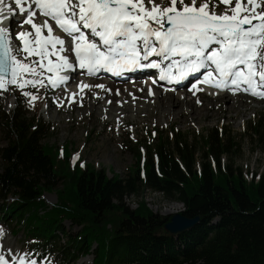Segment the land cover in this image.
I'll list each match as a JSON object with an SVG mask.
<instances>
[{"label": "trees", "instance_id": "1", "mask_svg": "<svg viewBox=\"0 0 264 264\" xmlns=\"http://www.w3.org/2000/svg\"><path fill=\"white\" fill-rule=\"evenodd\" d=\"M16 101L14 112L2 118L0 225L8 224L14 237L23 230V245L41 258L47 254L62 264L87 257L92 264H264V174L247 179L223 166L232 144L224 132L211 131L199 142L175 129L162 133L130 147L137 162L126 178L109 177L72 166L70 147L59 150L46 141L53 129L21 97ZM248 132L264 139L260 121ZM146 190L184 205L181 214L200 223L167 236L171 216L155 213L145 200L136 209L126 204ZM50 192L54 205L45 198ZM67 221L80 231L67 232Z\"/></svg>", "mask_w": 264, "mask_h": 264}, {"label": "snow or ice", "instance_id": "2", "mask_svg": "<svg viewBox=\"0 0 264 264\" xmlns=\"http://www.w3.org/2000/svg\"><path fill=\"white\" fill-rule=\"evenodd\" d=\"M37 13L46 19L37 23ZM16 16L31 31L14 32ZM152 57L169 63L161 68ZM144 68L161 69L159 80L170 83L203 70L201 84L264 100V0H0V94L15 87L34 106L41 97L25 89L63 91L72 79L65 73L120 76ZM77 87L73 103L85 89L112 91L83 81ZM192 89L203 91L196 83ZM6 231L0 225V242ZM6 251L0 264H38L31 253Z\"/></svg>", "mask_w": 264, "mask_h": 264}, {"label": "rangeland", "instance_id": "3", "mask_svg": "<svg viewBox=\"0 0 264 264\" xmlns=\"http://www.w3.org/2000/svg\"><path fill=\"white\" fill-rule=\"evenodd\" d=\"M222 7L224 8L225 6L220 5L218 9L222 10ZM17 18L20 19V16H17ZM82 73L83 72L79 75L81 76ZM98 79L101 80V77ZM113 83H115V85L122 84L121 82ZM110 89L115 88L111 87ZM201 89H203V91H196L194 94L195 99L199 100L200 103L198 104L196 101L194 106L190 104L189 109L186 107L184 108L182 117L186 121L185 122L182 118H174L173 116H167L165 117L167 119H162V117L158 116L156 113L159 110L158 102H156L154 106H151L154 101L149 102L143 99V96H141L143 98L140 97L138 99L133 97L132 100L124 98L123 102L115 101L112 104L108 102L111 100L106 96L107 98H103L105 101H103L102 104L96 105L95 103L97 102H95L94 99L88 101L87 96L83 95V98L86 99V105H89L87 103L91 102L95 107L93 109V114L85 113L81 116L80 110L82 108L79 104L76 103L77 106H74L73 103L70 102L69 106L66 105L67 94H60L50 87L47 89L40 88L38 91L37 89H25V91H32L41 97L35 101L34 106H32L28 103L27 98L21 94V91L13 87L11 91L0 94V147L6 145V134L3 132L2 118L14 112L17 107L16 97H21L27 110L30 111L31 114L38 115L43 122L53 129V135L46 138V141L51 142L59 150L63 149L66 145L70 147V163L72 166L74 165L73 163L80 164L90 169L104 170L109 177H113L114 174H117L122 178H126L137 162L136 155L131 149L132 147L138 146L139 148L140 145H145L146 142L157 138L162 133H172L173 129L181 131L183 135L191 139L196 138L198 142L199 139L205 137L209 132L218 130L220 133L224 132L226 137L232 142L230 148L231 152L221 159L223 166L229 167L232 173L241 174L242 177L247 179H251L252 177L258 178L260 175L264 174V139L257 140L248 132L253 129L257 121H260L264 134V100H259L257 98L251 99L250 95H244L246 98L250 96V99L244 108H240V111L238 110L241 115L237 116L235 112H227L231 103L220 102L222 96H219L217 100L212 102L214 109L208 111L210 113L209 116L212 118L206 119V117H204L205 114L201 112L200 120H202H198L197 122L195 118L191 117L193 111L197 109L196 107H201L205 104L209 99L208 96H212L215 92L204 87ZM187 90L192 92L193 89L190 90L189 88H185L179 90L181 94L183 93V100L186 97L184 92ZM57 97L60 98L62 106L61 103L57 102ZM105 103H107L105 110L108 109L109 112L108 110L103 111L104 106L102 105ZM82 105H84V102ZM59 107L61 108L59 109ZM145 107L147 109L146 113L144 112L141 114L139 109H145ZM148 108L153 111L151 112ZM127 109H132L133 113L126 114L125 111H127ZM175 110L177 111L179 108L175 107ZM190 110L193 111L191 112ZM187 114L190 117L186 116ZM212 114L214 117L211 116ZM50 116L51 119L53 118L52 121L49 120ZM200 156L201 154H199V157ZM199 165L200 163H198V167ZM45 198L49 205H54L57 202L55 193H47ZM142 200L148 202L150 208L155 213H159L165 217L181 213L185 209L184 205L166 200L162 198L160 194L154 193L151 190L141 191L140 195L126 199V204L131 209H136ZM3 227L7 231L5 239L0 242L4 246V249L0 250V255L5 256L7 253L6 249L11 248L18 255L31 253V258L36 259L38 264H62L60 258L54 260L47 254L41 258L40 254H37L30 246L23 245L22 239H24L25 236L23 230L19 233L18 237H14L11 233V227L8 224H3ZM65 229L71 234H76L80 231L78 226L72 225L69 221L65 223ZM8 256H6V258H9ZM92 262L93 257H87L77 262L70 261L69 264H92Z\"/></svg>", "mask_w": 264, "mask_h": 264}, {"label": "bare ground", "instance_id": "4", "mask_svg": "<svg viewBox=\"0 0 264 264\" xmlns=\"http://www.w3.org/2000/svg\"><path fill=\"white\" fill-rule=\"evenodd\" d=\"M6 3H13V0H6ZM223 8V7H222ZM217 11H221L220 9H217ZM11 15V14H9ZM23 17H20V19L16 17H14L13 19V24H12V28L14 30V32H20V31H24V30H28V31H31V28L29 25L27 24H24L23 27L20 29L19 27V21L22 20ZM37 22V21H36ZM5 23H8L7 21H5ZM37 23H41V22H37ZM57 32H59V30H57ZM46 34V33H45ZM59 34L61 36H63L64 34L62 32H59ZM17 44H19L20 42L19 41H16ZM54 59V58H53ZM72 59V58H71ZM161 61H159L160 63ZM163 65V64H162ZM164 67V65H163ZM82 71H76V72H72V79H70L69 83L67 86H61L64 90L62 91L61 88H57L55 89L56 91H58L60 94H67V102H66V105L69 106L70 102H71V94L73 92H79V89L77 87V84L81 81L85 82V83H89V84H95V83H98V84H103L105 85V88L106 89H110L111 87L115 88V89H111L112 91L111 92H108L106 90H103V89H95L93 88L91 91L92 92H89L87 89H85L84 93H82V95H86L87 98H88V101H91L92 99H94L96 105H99V104H102L103 101H105L103 98H105L106 96L109 98V100H111V103H114L115 101L119 102V101H124V98H129V99H133V97L135 99H138L140 98H143V99H146L148 100L149 102L151 101H154L153 105L151 106H154L156 104V102H158V112L157 115L162 117V119H167L165 117H174V118H177V117H180L184 120V118L182 117L183 114H184V108H190V104L192 106H194L196 104V99L194 97V92L195 89L192 90V92L190 91H186L184 92L186 94V97L185 99L183 100L182 98V94L179 90H175L174 92H169L168 89L170 86H166L164 83H162L160 80H157L156 77H155V74L154 72H152L151 74H142L141 72H138L135 74L134 76V81L133 82H129V83H122L120 85H115V83H112V81L114 80H110V79H101L99 80L98 78H95L94 76L93 77H90V76H87L86 74L82 73L81 76L79 75ZM153 80H155L156 82L153 83ZM96 81V82H94ZM109 81V82H108ZM51 88V87H50ZM200 88V87H199ZM143 89V90H141ZM149 89H151V91H153L155 93V95H148V91ZM119 90L120 94L119 95H116L115 92ZM214 94L212 96H208V100L205 102V104H203L201 107H196L197 109L196 110H192L193 111V114L191 115L192 118H195L198 122L201 121L200 120V117H201V112H203L202 114L204 115V117H206V119H210L212 117H210V113L208 112L210 109H214L213 107V101L217 100L219 96H222L221 101L220 102H227V103H231V105L228 107L227 109V112L228 113H233L235 112L237 114V116L241 115V113L239 112L240 108H244V106L246 104H248L249 102V99H250V96L248 98H246L244 95H247L243 92H240L238 94H231V92H227V91H219L217 89H213ZM197 96V95H196ZM199 96V95H198ZM248 96V95H247ZM99 97V98H97ZM106 97V98H107ZM197 98V97H196ZM252 98H256L254 96H251V99ZM205 99V98H204ZM258 99V98H257ZM261 100V99H259ZM69 101V102H68ZM84 102V105H86V99L83 98V101H80L79 99V96L77 97V104L81 105V103L83 104ZM73 103V102H72ZM76 103H73L74 106H77ZM130 103V102H129ZM260 103V102H259ZM89 105H86V106H81V116H83V114L85 113H89V114H93V109H94V105H92L91 102L87 103ZM140 104V102H139ZM142 104V103H141ZM199 104V103H198ZM65 105V106H66ZM130 105V104H128ZM144 105V104H143ZM147 105V104H146ZM145 105V106H146ZM104 110L103 111H107L105 110L106 106H107V103H105L104 105ZM109 106V105H108ZM228 106V105H227ZM127 107V106H126ZM175 107L179 108V110H175ZM220 107V106H219ZM61 107H59L60 109ZM103 108V107H102ZM108 108V107H107ZM128 108V107H127ZM132 108V107H131ZM150 108V107H149ZM148 108V110H150ZM194 108V107H193ZM96 109V108H95ZM138 110V109H136ZM239 110V111H238ZM97 111V110H95ZM100 111V110H99ZM147 109L145 107V109H139V112L142 114V113H146ZM151 111V110H150ZM153 111V110H152ZM151 111V112H152ZM191 111V110H190ZM191 111V112H192ZM237 111V112H236ZM109 112V110H108ZM123 112V111H122ZM126 114H132L133 113V110L132 109H127V111H125ZM190 112V114H191ZM103 113V112H102ZM111 113V112H110ZM138 113V112H137ZM150 113V112H149ZM227 113V114H228ZM108 114V113H106ZM125 114V115H126ZM136 114V113H135ZM154 114V112H153ZM186 114V112H185ZM112 115V113H111ZM118 115V114H117ZM137 115V114H136ZM139 115V114H138ZM146 115V114H145ZM155 115V114H154ZM104 116V115H103ZM124 116V115H123ZM149 116V115H148ZM157 116V118H158ZM186 116H189L188 114ZM211 116L214 117V115L212 114ZM114 117V116H113ZM119 117V116H118ZM131 117V115H130ZM141 117V116H140ZM159 117V119H160ZM190 117V116H189ZM115 118V117H114ZM122 118V116H121ZM156 118V117H155ZM53 119V118H52ZM51 119V116L49 118L50 121H52ZM118 119V118H117ZM126 119V118H125ZM133 119V118H132ZM120 120H124V119H120ZM181 120V119H180ZM189 121V120H188ZM119 122V121H118ZM121 122V121H120ZM186 122V121H185ZM184 122V123H185ZM195 122V121H194ZM6 256H8V252L5 254V258ZM9 257V256H8ZM8 259V258H6Z\"/></svg>", "mask_w": 264, "mask_h": 264}, {"label": "water", "instance_id": "5", "mask_svg": "<svg viewBox=\"0 0 264 264\" xmlns=\"http://www.w3.org/2000/svg\"><path fill=\"white\" fill-rule=\"evenodd\" d=\"M200 223V218H186L181 213L172 215L170 220L165 224L167 236H180L187 231L194 229Z\"/></svg>", "mask_w": 264, "mask_h": 264}]
</instances>
